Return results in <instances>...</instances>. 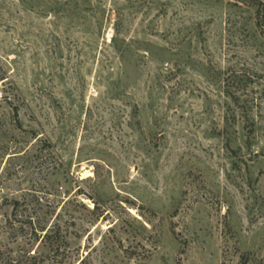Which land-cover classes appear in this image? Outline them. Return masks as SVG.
I'll list each match as a JSON object with an SVG mask.
<instances>
[{
    "label": "rangeland",
    "instance_id": "374dc122",
    "mask_svg": "<svg viewBox=\"0 0 264 264\" xmlns=\"http://www.w3.org/2000/svg\"><path fill=\"white\" fill-rule=\"evenodd\" d=\"M0 264H264V0H0Z\"/></svg>",
    "mask_w": 264,
    "mask_h": 264
},
{
    "label": "trees",
    "instance_id": "16d2710c",
    "mask_svg": "<svg viewBox=\"0 0 264 264\" xmlns=\"http://www.w3.org/2000/svg\"><path fill=\"white\" fill-rule=\"evenodd\" d=\"M261 25V23H260ZM39 234H37L35 232V237L37 240L41 239V240H45V239H49L53 236V232L51 229H47V227H43L38 231Z\"/></svg>",
    "mask_w": 264,
    "mask_h": 264
},
{
    "label": "bare ground",
    "instance_id": "6f19581e",
    "mask_svg": "<svg viewBox=\"0 0 264 264\" xmlns=\"http://www.w3.org/2000/svg\"><path fill=\"white\" fill-rule=\"evenodd\" d=\"M82 176H83L84 178H86V177H89L90 175H88L87 172L84 171V172L82 173Z\"/></svg>",
    "mask_w": 264,
    "mask_h": 264
}]
</instances>
